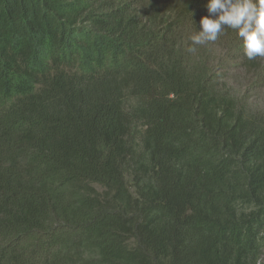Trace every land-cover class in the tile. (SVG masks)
Instances as JSON below:
<instances>
[{
  "label": "trees",
  "instance_id": "1",
  "mask_svg": "<svg viewBox=\"0 0 264 264\" xmlns=\"http://www.w3.org/2000/svg\"><path fill=\"white\" fill-rule=\"evenodd\" d=\"M205 4L0 0V264H264V57Z\"/></svg>",
  "mask_w": 264,
  "mask_h": 264
},
{
  "label": "clouds",
  "instance_id": "2",
  "mask_svg": "<svg viewBox=\"0 0 264 264\" xmlns=\"http://www.w3.org/2000/svg\"><path fill=\"white\" fill-rule=\"evenodd\" d=\"M207 15L189 37L190 52L215 42L225 27L236 31L248 59L264 57V0H206Z\"/></svg>",
  "mask_w": 264,
  "mask_h": 264
},
{
  "label": "rangeland",
  "instance_id": "3",
  "mask_svg": "<svg viewBox=\"0 0 264 264\" xmlns=\"http://www.w3.org/2000/svg\"><path fill=\"white\" fill-rule=\"evenodd\" d=\"M217 65L218 68H221L223 64L218 63ZM229 73L236 87L245 89L248 86L246 71L243 68L239 69L233 65ZM248 94L251 96V100L254 103L253 106L261 108L264 105V90L251 89ZM262 261L264 262V250L262 253Z\"/></svg>",
  "mask_w": 264,
  "mask_h": 264
}]
</instances>
